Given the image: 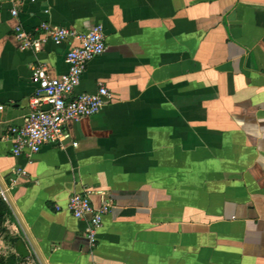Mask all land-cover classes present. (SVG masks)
<instances>
[{
	"label": "crops",
	"instance_id": "obj_1",
	"mask_svg": "<svg viewBox=\"0 0 264 264\" xmlns=\"http://www.w3.org/2000/svg\"><path fill=\"white\" fill-rule=\"evenodd\" d=\"M0 6V264H264V0H24ZM101 24L105 51L76 91L114 98L60 142L14 155L7 133L74 38L20 50L17 27ZM16 169L23 173H15ZM91 190L108 212L70 196ZM23 244V247L20 246ZM24 249L26 254H21Z\"/></svg>",
	"mask_w": 264,
	"mask_h": 264
},
{
	"label": "built area",
	"instance_id": "obj_2",
	"mask_svg": "<svg viewBox=\"0 0 264 264\" xmlns=\"http://www.w3.org/2000/svg\"><path fill=\"white\" fill-rule=\"evenodd\" d=\"M24 0H0V6L10 4V12L18 15V8ZM35 34L17 27L15 37L20 50H38L51 41L60 44L69 38L78 41L68 51L65 61L68 70L58 77H50L44 63L31 66L32 79L38 85L32 97V111L26 115L21 125H10L7 133L11 136L12 153H25L31 156L41 147L51 142H60L65 134L64 127L68 121L79 120L97 113L107 102L114 98L104 84L95 92L76 91L88 62L102 54L106 49L105 36L101 24H93L86 31L78 32L64 26H52L42 21L34 30ZM44 106H48L44 109ZM4 105L0 104L1 113ZM15 173H23L16 169ZM91 190L76 192L70 196L68 208L79 219L90 216L85 234L89 244L96 242V233L102 225V217L108 212L109 200L95 206L91 200ZM0 196L7 199L5 191L0 189Z\"/></svg>",
	"mask_w": 264,
	"mask_h": 264
},
{
	"label": "water",
	"instance_id": "obj_3",
	"mask_svg": "<svg viewBox=\"0 0 264 264\" xmlns=\"http://www.w3.org/2000/svg\"><path fill=\"white\" fill-rule=\"evenodd\" d=\"M43 108H44V109H47L48 106H44ZM20 246L23 247V244L20 243ZM21 254L25 255V254H26V251H25L24 249H22V250H21Z\"/></svg>",
	"mask_w": 264,
	"mask_h": 264
},
{
	"label": "rangeland",
	"instance_id": "obj_4",
	"mask_svg": "<svg viewBox=\"0 0 264 264\" xmlns=\"http://www.w3.org/2000/svg\"><path fill=\"white\" fill-rule=\"evenodd\" d=\"M6 264H11V263H9V262L7 263V262H6Z\"/></svg>",
	"mask_w": 264,
	"mask_h": 264
}]
</instances>
